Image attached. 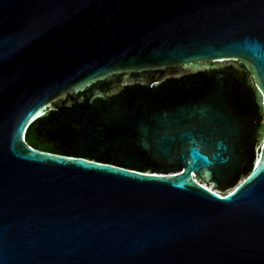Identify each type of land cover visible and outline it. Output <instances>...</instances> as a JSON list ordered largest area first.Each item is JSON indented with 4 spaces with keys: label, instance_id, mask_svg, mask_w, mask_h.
<instances>
[{
    "label": "water",
    "instance_id": "95a60500",
    "mask_svg": "<svg viewBox=\"0 0 264 264\" xmlns=\"http://www.w3.org/2000/svg\"><path fill=\"white\" fill-rule=\"evenodd\" d=\"M238 60L264 104V0H0V264H264V137L238 143V104L259 111ZM202 67L171 103L96 111L154 170L26 142L123 74Z\"/></svg>",
    "mask_w": 264,
    "mask_h": 264
},
{
    "label": "trees",
    "instance_id": "16d2710c",
    "mask_svg": "<svg viewBox=\"0 0 264 264\" xmlns=\"http://www.w3.org/2000/svg\"><path fill=\"white\" fill-rule=\"evenodd\" d=\"M255 97L256 102L261 104L257 95ZM59 135L69 137L66 144L54 139ZM25 139L40 150L82 155L136 170L156 169L153 161L139 155L128 141L107 137L99 122L90 118L76 103L70 107L58 103L29 126ZM169 169L165 166L159 171ZM243 173L241 171V175Z\"/></svg>",
    "mask_w": 264,
    "mask_h": 264
},
{
    "label": "flooded vegetation",
    "instance_id": "af4514ba",
    "mask_svg": "<svg viewBox=\"0 0 264 264\" xmlns=\"http://www.w3.org/2000/svg\"><path fill=\"white\" fill-rule=\"evenodd\" d=\"M231 61L233 60H225L219 63L218 66L219 68H227L230 71L239 70V66H236L235 63ZM205 71L206 68L202 67L196 71H181L178 74L166 72L162 79L152 81L151 83L143 80V77H137L136 74H132L130 80V76L128 74H123L119 76L114 85L94 88L91 93L93 95V98L90 100L89 104H86L83 99L75 103L79 104L83 109V112L88 114L90 118L97 121V110H113L124 108L127 107L130 102H148L153 105L161 106L173 102L176 99L177 95L184 89L190 87H202L206 81ZM157 75L158 74H156V76ZM243 96L244 92L241 93V99ZM75 103L67 102L62 103V105H64L65 107H70ZM238 108L240 124V135L238 137V143H240L244 152L248 153L256 144L258 133L260 132L261 128V114L258 111L257 107H255L252 112H249L244 108L242 102L238 104ZM102 129L107 136L106 130L103 127ZM118 138H123L124 140L128 141L124 137ZM167 167H170L169 170H173L174 168H176V164L171 163L168 164Z\"/></svg>",
    "mask_w": 264,
    "mask_h": 264
},
{
    "label": "rangeland",
    "instance_id": "374dc122",
    "mask_svg": "<svg viewBox=\"0 0 264 264\" xmlns=\"http://www.w3.org/2000/svg\"><path fill=\"white\" fill-rule=\"evenodd\" d=\"M231 62H234V61H231ZM237 63H240V64L244 65L245 68L248 70V71H246V84H248L252 88V91H253L254 96H255L257 94L258 86H257V83H256V79H255L253 73L251 72V69L248 67V65L246 63L242 62L241 60H238ZM236 66H239V65H236ZM239 68H240V66H239ZM239 70H241V68ZM255 102H256V97H255ZM256 103L259 106V112L262 115V119L260 120V127H261L260 129H261L262 133L260 135V143L256 146L255 151L257 150V148L259 146H261V143H262L263 137H264V104L263 103L260 104L258 102H256ZM244 176L245 175H243V174L240 175V179L244 178ZM198 182H201V184H205L208 187L214 188L213 184L204 181L201 177L198 178ZM214 189L219 191V189H216V188H214ZM231 190L232 189H228L226 191H223V192L219 191V192L226 194V193H228Z\"/></svg>",
    "mask_w": 264,
    "mask_h": 264
},
{
    "label": "built area",
    "instance_id": "2783aa9c",
    "mask_svg": "<svg viewBox=\"0 0 264 264\" xmlns=\"http://www.w3.org/2000/svg\"><path fill=\"white\" fill-rule=\"evenodd\" d=\"M214 191H216L219 195H223L224 193H220L219 191H217V190H214Z\"/></svg>",
    "mask_w": 264,
    "mask_h": 264
},
{
    "label": "bare ground",
    "instance_id": "6f19581e",
    "mask_svg": "<svg viewBox=\"0 0 264 264\" xmlns=\"http://www.w3.org/2000/svg\"><path fill=\"white\" fill-rule=\"evenodd\" d=\"M204 186H206L205 184H203ZM208 187V186H207ZM208 188H211V187H208ZM211 189H213V188H211ZM214 190V189H213Z\"/></svg>",
    "mask_w": 264,
    "mask_h": 264
}]
</instances>
